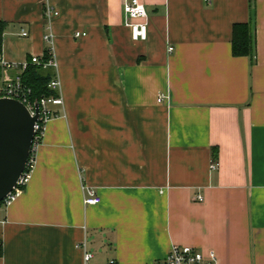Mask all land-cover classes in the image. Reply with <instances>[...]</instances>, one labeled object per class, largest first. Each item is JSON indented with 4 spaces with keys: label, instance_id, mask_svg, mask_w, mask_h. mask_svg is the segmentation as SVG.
Segmentation results:
<instances>
[{
    "label": "crops",
    "instance_id": "0c3cea01",
    "mask_svg": "<svg viewBox=\"0 0 264 264\" xmlns=\"http://www.w3.org/2000/svg\"><path fill=\"white\" fill-rule=\"evenodd\" d=\"M126 1L0 0L5 63L44 56V10L58 12L63 101L0 211V264H150L172 245L264 264V0H139L144 41L123 25ZM242 23L253 58L231 52Z\"/></svg>",
    "mask_w": 264,
    "mask_h": 264
},
{
    "label": "built area",
    "instance_id": "2783aa9c",
    "mask_svg": "<svg viewBox=\"0 0 264 264\" xmlns=\"http://www.w3.org/2000/svg\"><path fill=\"white\" fill-rule=\"evenodd\" d=\"M204 2L207 3L209 0H204ZM122 11L124 14L123 25L129 30L131 39L133 41L146 40L147 14L144 5L139 0H129L124 3ZM57 15V11L50 7H45L44 19L46 22V30L43 39L46 43H48L49 47L44 56L31 57L26 62L20 64L5 63L0 61V68L4 73L2 77V85L0 87V98L14 99L20 102L29 111L31 116H36V120L33 125V139L27 163L25 164L24 170L11 192H9L0 202V211L2 209H7L18 197L22 195L30 180V175L34 166L35 151L42 140L45 126L50 119L56 116V110H54V108L63 106V101L59 94L60 82L57 77V64L53 56L52 35L50 32L52 19ZM22 35L25 36L26 33L23 32ZM82 35L79 33L75 34L76 37ZM168 51L172 52L173 48L169 47ZM30 65H35L41 67L42 69L49 68L52 69L53 72H56L48 87L52 91L56 92L57 96H51L48 98L42 97L39 101H32L31 89L23 82V74ZM12 70H14L17 74L10 77L7 74V71ZM163 100L164 96H160L158 98V102H162ZM82 191L83 204L85 206H94L100 203V198L93 188L83 186ZM76 247L84 251V262L86 263L91 258V254L85 251L86 242L81 241ZM150 264H217V261L214 253L212 252L209 253L207 257H204L202 253L196 251L192 247L172 245L164 259L154 261Z\"/></svg>",
    "mask_w": 264,
    "mask_h": 264
},
{
    "label": "water",
    "instance_id": "95a60500",
    "mask_svg": "<svg viewBox=\"0 0 264 264\" xmlns=\"http://www.w3.org/2000/svg\"><path fill=\"white\" fill-rule=\"evenodd\" d=\"M35 120L20 102L0 98V202L11 192L27 163Z\"/></svg>",
    "mask_w": 264,
    "mask_h": 264
},
{
    "label": "trees",
    "instance_id": "16d2710c",
    "mask_svg": "<svg viewBox=\"0 0 264 264\" xmlns=\"http://www.w3.org/2000/svg\"><path fill=\"white\" fill-rule=\"evenodd\" d=\"M2 26H0V37ZM231 52L235 57L245 56L253 58L255 55L254 27L251 23L236 24L232 30ZM47 57V56H46ZM52 69L30 65L23 74V82L31 89L32 101H39L40 98L57 96L48 85L53 78ZM2 247L0 243V256Z\"/></svg>",
    "mask_w": 264,
    "mask_h": 264
},
{
    "label": "rangeland",
    "instance_id": "374dc122",
    "mask_svg": "<svg viewBox=\"0 0 264 264\" xmlns=\"http://www.w3.org/2000/svg\"><path fill=\"white\" fill-rule=\"evenodd\" d=\"M0 83H1V80H0ZM1 85V84H0Z\"/></svg>",
    "mask_w": 264,
    "mask_h": 264
}]
</instances>
